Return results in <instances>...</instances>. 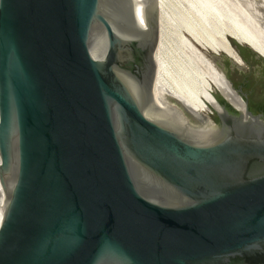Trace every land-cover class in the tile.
Listing matches in <instances>:
<instances>
[{"label": "water", "instance_id": "95a60500", "mask_svg": "<svg viewBox=\"0 0 264 264\" xmlns=\"http://www.w3.org/2000/svg\"><path fill=\"white\" fill-rule=\"evenodd\" d=\"M142 6L0 0V264H264V115L160 106Z\"/></svg>", "mask_w": 264, "mask_h": 264}, {"label": "bare ground", "instance_id": "6f19581e", "mask_svg": "<svg viewBox=\"0 0 264 264\" xmlns=\"http://www.w3.org/2000/svg\"><path fill=\"white\" fill-rule=\"evenodd\" d=\"M136 1L137 8L143 7L145 0ZM242 2L240 6L230 0H159L161 37L156 52L155 99L160 106L175 111L165 98L168 94L182 99L198 116L209 115L213 109L221 110L215 97L218 93L237 108L243 107L215 67V59L207 55L226 53L243 63L228 43L232 38L264 57V4L261 0ZM207 128H212L209 123Z\"/></svg>", "mask_w": 264, "mask_h": 264}, {"label": "flooded vegetation", "instance_id": "af4514ba", "mask_svg": "<svg viewBox=\"0 0 264 264\" xmlns=\"http://www.w3.org/2000/svg\"><path fill=\"white\" fill-rule=\"evenodd\" d=\"M245 61L244 67H239L225 56L219 54L214 57L217 68L225 72L229 80L233 83V86L242 92L244 99L249 103L250 110L254 114L264 115V85L260 80L258 74L255 73L253 67H250V62L245 56L246 51H240ZM254 57V56H253ZM255 58V57H254ZM209 122L217 124V117L203 115ZM208 117V118H207ZM195 126H198V122H193ZM200 125V123H199Z\"/></svg>", "mask_w": 264, "mask_h": 264}, {"label": "rangeland", "instance_id": "374dc122", "mask_svg": "<svg viewBox=\"0 0 264 264\" xmlns=\"http://www.w3.org/2000/svg\"><path fill=\"white\" fill-rule=\"evenodd\" d=\"M231 4L233 5H242V3L244 4V2H242V0H230ZM261 3L264 4V0H261ZM263 16V15H262ZM264 18V16H263ZM197 48L200 50V51H204L203 49H201L199 46H197ZM250 49V48H249ZM208 53V52H207ZM211 53V52H210ZM213 54V53H212ZM245 56L247 57V59L249 60L250 62V67H253L254 70H255V73L258 74L260 80L262 81V84L264 85V65L259 62L258 60H256L253 55H252V52L250 51H246L245 52ZM217 96H219L217 94ZM215 114L214 112H212L211 114L207 115V116H210V117H213Z\"/></svg>", "mask_w": 264, "mask_h": 264}, {"label": "trees", "instance_id": "16d2710c", "mask_svg": "<svg viewBox=\"0 0 264 264\" xmlns=\"http://www.w3.org/2000/svg\"><path fill=\"white\" fill-rule=\"evenodd\" d=\"M241 51H251V50L249 49V47L244 46V47H241Z\"/></svg>", "mask_w": 264, "mask_h": 264}]
</instances>
